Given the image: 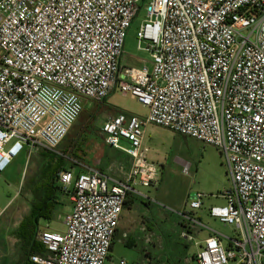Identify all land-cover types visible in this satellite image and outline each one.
Wrapping results in <instances>:
<instances>
[{
    "label": "built area",
    "instance_id": "2783aa9c",
    "mask_svg": "<svg viewBox=\"0 0 264 264\" xmlns=\"http://www.w3.org/2000/svg\"><path fill=\"white\" fill-rule=\"evenodd\" d=\"M145 1L0 0V173L25 148L56 152L84 99L102 103L119 88L148 108L143 119L119 114L103 124L105 144L132 159L124 178L60 173L73 203L65 231L41 232L47 253L30 262L106 264L127 197L145 198L140 189L158 181L144 146L154 124L216 146L226 161L232 188L208 213L238 237L226 247L209 229L196 263L264 264V0H151L137 32L151 69L123 62ZM193 196L189 208L200 210L202 195ZM188 233L181 237L194 241Z\"/></svg>",
    "mask_w": 264,
    "mask_h": 264
},
{
    "label": "rangeland",
    "instance_id": "374dc122",
    "mask_svg": "<svg viewBox=\"0 0 264 264\" xmlns=\"http://www.w3.org/2000/svg\"><path fill=\"white\" fill-rule=\"evenodd\" d=\"M150 1L143 2L128 30L123 55V62L128 66L152 68L151 53L139 50L137 41V32L146 17V7ZM86 103L95 105L97 112L91 106L87 108L84 103L77 124L56 152L41 150L40 154H30L29 149L25 148L0 173V208L4 209L0 219V264H24L26 261L32 236V228L27 222L32 219L33 205L41 203L48 196L45 187L48 177L53 171L62 170L60 159L66 161V154H69L68 158L81 161L85 167L92 165L98 168L106 163L103 150L106 153L110 151L109 147L104 146L101 132L105 118L116 113L139 117L147 114L146 107L131 94H123L119 88L109 94L105 105L89 99ZM144 146L149 149L148 161L158 168V181L149 188L140 189L145 196L136 198L140 208V224L130 232L119 233L106 264H121V261L124 264H195L191 260L199 250L196 242L209 236L210 230L229 238L238 237V231L233 226L210 217L207 210L212 205H225L223 194L232 188L226 161L219 148L193 138H183L157 125L150 126ZM186 164L190 166L189 174L183 172ZM51 167L54 169L50 170ZM55 180V210L48 218H39L38 224L32 219L39 230L36 236L38 242V235L45 230L64 232L65 217L72 210L70 194L61 191L58 177ZM193 194L202 195V209L192 211L189 208ZM183 213L199 219L208 229L202 228L200 234H192L189 231L191 225L182 216ZM145 217L152 218V233L141 229V220ZM25 221L26 225L23 226ZM185 231L195 240L182 238L181 233ZM129 236L133 244L127 245ZM224 240L228 244V240Z\"/></svg>",
    "mask_w": 264,
    "mask_h": 264
},
{
    "label": "crops",
    "instance_id": "0c3cea01",
    "mask_svg": "<svg viewBox=\"0 0 264 264\" xmlns=\"http://www.w3.org/2000/svg\"><path fill=\"white\" fill-rule=\"evenodd\" d=\"M109 97V96H108ZM107 97V98H108ZM107 98L105 99V101H103L102 103H99L100 105H105L106 104V100ZM86 100L87 99H84V103H85V106L90 107V103H86ZM91 109L94 110L95 112L96 109H95V105L94 106H91ZM147 109V114H148V108ZM119 114H125V113H116V114H112V115H109L107 116L105 119H109V118H112V117H115ZM147 114L143 117H139L137 115H134V114H125L126 116L128 117H132V116H137L139 118H145L147 116ZM79 119V118H78ZM78 121V120H77ZM76 121V122H77ZM75 122V124L73 126H75L77 123ZM151 125H154V124H149L146 126L145 128V139H146V135L148 134L149 132V129H150V126ZM72 129V128H71ZM71 131V130H70ZM69 131V132H70ZM101 132H102V136H103V140H104V133L102 131V128H101ZM69 134V133H68ZM179 135V134H177ZM68 136V135H67ZM181 136V135H179ZM183 138H187L185 136H181ZM66 139V138H65ZM64 139V140H65ZM147 141V140H146ZM105 142V141H104ZM146 143V142H145ZM148 143V142H147ZM61 145V144H60ZM147 145V144H146ZM104 146H107L110 148V151L108 153L104 152L103 150V156L106 154H108V156H110L109 158H105V161L106 163H102L101 165L98 166V168H94V166H88V167H85L82 165V162L79 161V160H74V159H71V158H68V155L69 154H66L67 155V158L68 160H71L72 162H69L66 158V161H65V167L68 171H71L73 172V174L75 173V176H78L82 173H87V172H90V171H98V172H101L111 178H118V179H122L124 178L127 173L129 172V170L131 169V166H132V159L131 157H129L128 155H126L124 152L122 151H119V150H116L106 144H104ZM148 146V145H147ZM149 147V146H148ZM67 152V151H65ZM41 152H38L36 154H40ZM106 153V154H105ZM81 167H83L84 169H82ZM138 196L134 195V194H131L127 197V200H126V203L124 205V208H123V211H122V214H121V217H120V221H119V226H118V229L116 231V234L114 236V239H113V243H112V249H113V246H114V243H115V240L117 238V236L119 235V233L121 231H126V232H130V230L132 228H134L135 226L139 225L140 224V219L141 218H138V211L140 210L138 204H137V198ZM144 205L148 206L149 204H145L143 203ZM137 205V206H136ZM214 206V205H212ZM72 207H73V203H72ZM203 207V205H202ZM202 209V208H201ZM209 209V208H208ZM207 209V210H208ZM132 211V212H129ZM128 211V212H127ZM136 215V216H135ZM153 216V215H152ZM135 217V218H134ZM152 218H149V217H145V218H142L141 222L143 224V226L141 227V229L144 231V230H148L150 233H152L153 229H151V227L153 226L152 223L150 222ZM189 231L192 232V234H200V232L202 231V228L198 227V226H194V225H191L190 228H189ZM215 231V230H214ZM221 234V233H220ZM211 236V232L209 233V236H207L206 238L202 239L201 241H198L196 242V245L199 247V250L198 252L200 251V249L204 246L205 244V240H207V238H209ZM225 237L222 238V242L223 244L226 246V247H229L230 246V241L228 240L229 237H227L226 235H224ZM131 237L129 236V241L127 242V245H130V244H133V241L132 239H130ZM148 238V237H146ZM224 239H227L228 240V244H226L225 240ZM111 249V251H112ZM111 251H110V255H109V258L111 256ZM197 252V254H198ZM196 254V255H197ZM196 255L193 256V260H191L192 262H194L195 264L196 263ZM188 262H190L189 260H187Z\"/></svg>",
    "mask_w": 264,
    "mask_h": 264
},
{
    "label": "trees",
    "instance_id": "16d2710c",
    "mask_svg": "<svg viewBox=\"0 0 264 264\" xmlns=\"http://www.w3.org/2000/svg\"><path fill=\"white\" fill-rule=\"evenodd\" d=\"M107 155V154H106ZM109 158L110 156H105V158ZM62 161V166L60 169H62L60 172H58L59 170H55L51 173V175L48 177V184H45V187L48 189V196L40 203H36L35 205H33V210H32V219L36 220L37 224L39 221V218H48V216L55 210V203H57V200L54 196V183L57 182L55 180V177H58V180L60 179V173L63 171H66L67 169L65 168V161H63L62 159H60ZM54 168L51 167L50 170H53ZM55 176H52L54 175ZM61 191H63V188L61 187ZM64 192V191H63ZM32 219H28V225L32 228V232H30L32 234V236L30 237L31 243L29 244V252H28V257L26 258V261L24 262V264H32L30 262V256L33 254H40V255H44L47 253V249L36 240V236L38 233V229L37 227L35 228V226L33 225V221ZM26 225V221L23 224V226ZM28 229V227H27ZM113 243V242H112ZM111 249H112V245H111Z\"/></svg>",
    "mask_w": 264,
    "mask_h": 264
}]
</instances>
